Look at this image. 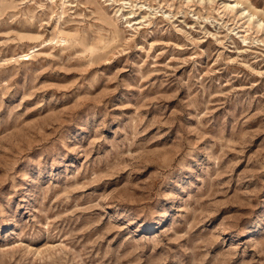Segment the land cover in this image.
I'll use <instances>...</instances> for the list:
<instances>
[{
	"label": "rangeland",
	"instance_id": "1",
	"mask_svg": "<svg viewBox=\"0 0 264 264\" xmlns=\"http://www.w3.org/2000/svg\"><path fill=\"white\" fill-rule=\"evenodd\" d=\"M263 20L0 0V264H264Z\"/></svg>",
	"mask_w": 264,
	"mask_h": 264
},
{
	"label": "bare ground",
	"instance_id": "2",
	"mask_svg": "<svg viewBox=\"0 0 264 264\" xmlns=\"http://www.w3.org/2000/svg\"><path fill=\"white\" fill-rule=\"evenodd\" d=\"M246 10H248L250 16H253V15L255 14V13H251V12L249 11V9H245V11H246ZM251 18H252V17H251ZM262 23H264V20H263L261 23H259V25H261ZM30 54H31L30 52H27V53L24 54L23 56L27 58Z\"/></svg>",
	"mask_w": 264,
	"mask_h": 264
}]
</instances>
